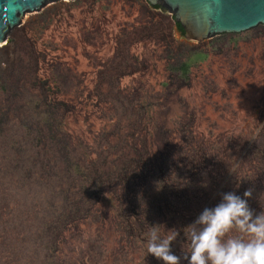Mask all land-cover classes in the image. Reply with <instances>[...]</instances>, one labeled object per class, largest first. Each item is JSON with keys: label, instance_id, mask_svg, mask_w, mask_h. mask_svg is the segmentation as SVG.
Returning a JSON list of instances; mask_svg holds the SVG:
<instances>
[{"label": "rangeland", "instance_id": "rangeland-1", "mask_svg": "<svg viewBox=\"0 0 264 264\" xmlns=\"http://www.w3.org/2000/svg\"><path fill=\"white\" fill-rule=\"evenodd\" d=\"M159 12L147 0H58L0 47V264H163L146 252L152 227L178 231L182 256L184 228L228 192L227 171L264 179V24L197 42ZM195 51L207 57L181 78L175 67ZM142 115L163 139L144 146L164 167L137 204L134 189L99 175L118 155L120 126ZM196 148L216 185L181 226L166 218V195L204 194Z\"/></svg>", "mask_w": 264, "mask_h": 264}, {"label": "trees", "instance_id": "trees-1", "mask_svg": "<svg viewBox=\"0 0 264 264\" xmlns=\"http://www.w3.org/2000/svg\"><path fill=\"white\" fill-rule=\"evenodd\" d=\"M148 8L152 10L153 12L156 13L157 9L152 8L150 3L147 0ZM163 17L165 18L164 20L166 21V15L163 11L160 10L159 12ZM176 24V23H175ZM177 26V25H176ZM178 31L180 32L179 28L177 27ZM182 37H185L181 32H180ZM207 57L206 52H191L187 58L183 61H180L178 65L175 67V70H178L179 76L184 79H188L191 68L194 64L199 62L200 60H204ZM37 77V76H36ZM144 103V102H143ZM63 106L66 105V103L62 104ZM152 105V102H147L146 101V106ZM141 107L144 108L143 104H141ZM153 109V108H152ZM127 119V118H125ZM121 121V120H120ZM120 130L118 133L115 135V148L117 149L118 155L114 159V163L111 166L110 170V175H108L109 170H105L104 174L102 176L99 175V180L101 183L104 181L107 182L108 179L109 181L112 180V182L116 183L115 188L117 190L123 188V194L129 193L131 194V189H134L136 193L133 195V199L135 203L139 204L141 200H143L148 194H146V191L149 189H156V182L150 178L148 181L153 182L152 185L145 189V187H142V182L143 180L149 176H154V173L157 172L158 169L160 171L163 169L164 166L160 167V161L158 163L155 162L158 157L155 154L148 155V149L145 144H152L156 141L163 140L158 135L154 129V124L152 121L148 119H144V116L142 115L140 117H136L129 119L128 121V128H124L120 126ZM158 136V137H157ZM141 139V142L139 141ZM261 138L259 139V141ZM264 140V139H263ZM151 149V148H150ZM168 152H166L167 155ZM191 156L196 155L197 163H196V169L198 168L201 171L200 176L204 179L202 180L201 183L198 184V191H201L202 194L201 196L198 195H189L188 190L186 189V192L183 196H179L178 192L171 191L170 194L166 195V203L171 200L175 203L173 207L170 208L166 204V208L170 210L166 214V218H169L170 221L175 224L178 222L181 226L183 223L185 224V219H184V209L186 207L191 206L192 201L200 202L202 200V196L208 193V189L212 187L213 190H215V181L217 178V173L215 172H208L207 168H205L206 163H202L203 158H205V155L203 154V157L201 158V161L199 162L198 156L200 152L197 151V148L194 150L192 149L190 151ZM225 162V159H224ZM158 165V166H157ZM166 166H171V161L170 164H166ZM106 167V164H105ZM74 169V161L71 160L68 162L67 168L64 166V170L66 172H70ZM230 169V168H229ZM232 169L230 171H227L225 175L227 176V181L229 180V184L227 186L228 192H233L236 195L240 196L241 198L247 199L249 207L254 211V214H259L261 211H264V179L258 180V183H256L254 180H252V177L255 176V173L251 172L248 174V176H242V173L239 170ZM264 174V172H263ZM250 178V179H249ZM91 180L88 177L86 180L84 186H87L86 184L89 183ZM147 181V183H148ZM156 185V186H155ZM165 184H161V186H164ZM167 185V183H166ZM158 187V186H157ZM159 188V187H158ZM95 186L93 188H90V190H95ZM195 190V189H194ZM246 190H251L252 191V196L251 197H244V192ZM196 193V192H195ZM161 196V193L158 194V197ZM215 194L211 196L210 198V207H212V204H218L221 199L220 198H215ZM157 198V197H156ZM164 201V200H163ZM155 202H158L155 199ZM160 205V204H159ZM202 210L196 211L197 215H199ZM190 218V217H186ZM192 218V217H191ZM194 218V217H193ZM196 220V219H195ZM186 226V224H185ZM50 242H48V248H50ZM47 245V243H46ZM42 248L45 249L43 246ZM46 250V249H45Z\"/></svg>", "mask_w": 264, "mask_h": 264}, {"label": "clouds", "instance_id": "clouds-1", "mask_svg": "<svg viewBox=\"0 0 264 264\" xmlns=\"http://www.w3.org/2000/svg\"><path fill=\"white\" fill-rule=\"evenodd\" d=\"M244 197H251L246 190ZM179 232L161 235L157 227L147 234L146 252L163 264H264V211L254 214L248 200L233 192L222 194L214 207H206L196 220L184 228L188 250L172 251Z\"/></svg>", "mask_w": 264, "mask_h": 264}, {"label": "water", "instance_id": "water-1", "mask_svg": "<svg viewBox=\"0 0 264 264\" xmlns=\"http://www.w3.org/2000/svg\"><path fill=\"white\" fill-rule=\"evenodd\" d=\"M58 0H0V47L27 13ZM152 8L172 13L187 40L202 41L221 33H238L264 24V0H148Z\"/></svg>", "mask_w": 264, "mask_h": 264}]
</instances>
